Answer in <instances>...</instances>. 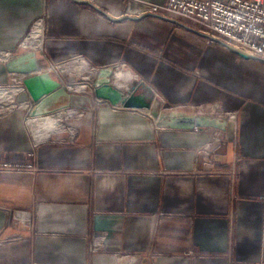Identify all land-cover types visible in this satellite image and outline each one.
<instances>
[{
  "label": "crops",
  "instance_id": "0c3cea01",
  "mask_svg": "<svg viewBox=\"0 0 264 264\" xmlns=\"http://www.w3.org/2000/svg\"><path fill=\"white\" fill-rule=\"evenodd\" d=\"M134 7L0 0V50L48 13V53L71 82L113 67L124 91L146 82L158 110L228 129L162 127L96 98L32 117L24 75L0 63V86L12 87L0 90V159L37 168L0 171V238L17 237L0 245V264H264V60L212 43L189 19L127 14Z\"/></svg>",
  "mask_w": 264,
  "mask_h": 264
},
{
  "label": "built area",
  "instance_id": "2783aa9c",
  "mask_svg": "<svg viewBox=\"0 0 264 264\" xmlns=\"http://www.w3.org/2000/svg\"><path fill=\"white\" fill-rule=\"evenodd\" d=\"M137 7L130 10L127 14L145 15L165 11L176 17H183L195 23L199 29L206 34L208 40L212 43L219 42L221 45L230 49L228 44L240 48L252 58L264 60V0H165L164 3H154L146 0H136ZM47 29L45 28L44 18L37 20L27 36L11 50H0V61L5 63L19 55L21 51H35L41 54L47 60V67L30 74H23L24 77L40 72H50L56 75L57 79L64 84L70 91L86 94L94 97V81L81 80L71 82L69 80L70 71L65 68L64 60H54L49 56L48 45L45 40ZM231 50V49H230ZM80 56V55H79ZM126 66V63H122ZM6 90L8 87H0ZM22 93L27 95V89L23 83L21 85ZM17 101L15 105H18ZM230 117H235V113L229 112ZM71 129V128H69ZM72 133V132H71ZM219 144L212 148L213 153L227 142L226 139L218 138ZM210 146L211 143H208ZM237 164H233L231 170L232 177L236 175ZM37 169L33 164L22 165L0 159V171ZM17 221L26 224L27 218L23 215H15ZM32 228L35 225L29 222ZM17 237L7 239L0 238V245L5 241H12Z\"/></svg>",
  "mask_w": 264,
  "mask_h": 264
},
{
  "label": "water",
  "instance_id": "95a60500",
  "mask_svg": "<svg viewBox=\"0 0 264 264\" xmlns=\"http://www.w3.org/2000/svg\"><path fill=\"white\" fill-rule=\"evenodd\" d=\"M115 18V17H113ZM117 19V18H116ZM229 46L230 49L245 58H252L240 48ZM45 60L35 51L17 54L4 63L9 73L30 74L47 67ZM113 67L100 69L94 80V97L70 91L50 72H40L27 75L23 83L27 89V96L33 103L30 111L32 117H45L65 108H83L91 104L93 99L105 100L114 106L126 109L151 111L158 126L173 129H204L215 128L226 131L228 121L217 116L206 114H187L180 110H158L155 93L144 81L131 85L124 91L116 85V71ZM150 92H147V90Z\"/></svg>",
  "mask_w": 264,
  "mask_h": 264
},
{
  "label": "rangeland",
  "instance_id": "374dc122",
  "mask_svg": "<svg viewBox=\"0 0 264 264\" xmlns=\"http://www.w3.org/2000/svg\"><path fill=\"white\" fill-rule=\"evenodd\" d=\"M134 8H136V7H134ZM134 8H133V9H134ZM48 16H49L48 13H45L44 15H42V16L38 17L37 19H35V20H34V23H35L37 20H39L40 18H44L45 28L48 29V26H47V25H48ZM34 23H32L30 29H29V30L27 31V33L23 36V38L19 41V43H20V42H21V41L27 36V34H28L29 31L31 30V28H32V26H33ZM47 37H48V34H47ZM48 40H49V37L46 38V40H45V42H46L47 45H48ZM19 43H18V44H19ZM25 52H29V51H25ZM23 53H24V52H23ZM19 55H20V54H19ZM54 60H55V59H54ZM62 61H63V60H62ZM0 63L2 64L3 62L0 61ZM81 80H82V79H81ZM3 86H4V87H8V88H12V87L9 86V85H2V86H0V87H3ZM14 98H15V96L12 97V99H14ZM66 109H68V108H65V109H62V110H66ZM160 110H164V111H166V112H167V111H170V109H165V108H164V109H163V108H160ZM66 111L68 112V110H66ZM67 112H66V113H67ZM65 115H66V114H64V116H65ZM68 116L70 117V116H72V115H68ZM67 126H68V128H69V127L72 128V126H70V125H67ZM14 221L17 222V219H16L15 217H14ZM18 221H19V220H18ZM11 237H16V236H11Z\"/></svg>",
  "mask_w": 264,
  "mask_h": 264
},
{
  "label": "bare ground",
  "instance_id": "6f19581e",
  "mask_svg": "<svg viewBox=\"0 0 264 264\" xmlns=\"http://www.w3.org/2000/svg\"><path fill=\"white\" fill-rule=\"evenodd\" d=\"M116 72V71H115ZM123 77H125V75L123 74V73H120V75H119V73H118V78H123ZM1 90V89H0ZM2 91H5V92H8V91H6V90H2ZM65 111H63V113H64ZM147 112H149V113H151L152 114V112L151 111H147ZM60 115H61V113H60ZM156 118V117H155ZM157 119V118H156ZM52 126V125H51ZM45 129H46V132L48 133L49 131H50V129H52V127H50V126H46L45 127Z\"/></svg>",
  "mask_w": 264,
  "mask_h": 264
}]
</instances>
